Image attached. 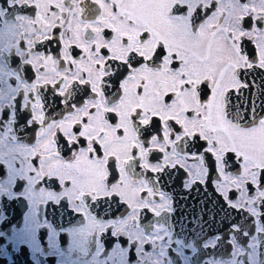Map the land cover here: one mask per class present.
I'll return each instance as SVG.
<instances>
[{
	"label": "snow or ice",
	"instance_id": "6c2138e0",
	"mask_svg": "<svg viewBox=\"0 0 264 264\" xmlns=\"http://www.w3.org/2000/svg\"><path fill=\"white\" fill-rule=\"evenodd\" d=\"M0 197L58 264H264V0H0Z\"/></svg>",
	"mask_w": 264,
	"mask_h": 264
},
{
	"label": "flooded vegetation",
	"instance_id": "af4514ba",
	"mask_svg": "<svg viewBox=\"0 0 264 264\" xmlns=\"http://www.w3.org/2000/svg\"><path fill=\"white\" fill-rule=\"evenodd\" d=\"M209 195H211V190H209ZM195 196V193H193ZM177 207L187 203L192 207H196V201L194 199H189L184 201L183 198L178 197ZM26 205H23L18 198L8 199L6 197H0V264H34V258L36 264H58V258L54 255H47L48 247L47 243L41 239V252L45 255H39L34 251L31 252L29 249L30 246H22L19 242L21 237L23 226L27 221L25 220L26 216ZM190 209H185L189 211ZM179 215V213H177ZM253 235L259 234L253 232ZM57 237V245L59 249L63 250L67 248L69 238L66 234H62ZM248 241H244L246 246ZM232 249L229 247L224 249H217V252L223 254V258H230L229 253ZM258 252L264 253V240H262V246L258 249ZM187 255L191 256V253L188 252ZM261 258H264L262 256ZM246 260V257H245Z\"/></svg>",
	"mask_w": 264,
	"mask_h": 264
}]
</instances>
